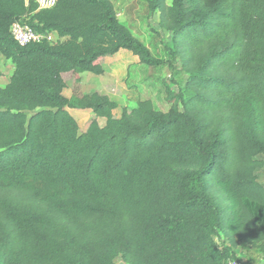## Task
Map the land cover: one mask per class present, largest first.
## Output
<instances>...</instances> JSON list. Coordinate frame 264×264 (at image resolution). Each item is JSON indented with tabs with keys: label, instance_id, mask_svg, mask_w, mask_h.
I'll list each match as a JSON object with an SVG mask.
<instances>
[{
	"label": "trees",
	"instance_id": "1",
	"mask_svg": "<svg viewBox=\"0 0 264 264\" xmlns=\"http://www.w3.org/2000/svg\"><path fill=\"white\" fill-rule=\"evenodd\" d=\"M147 7L171 35L163 58L112 0H0V55L14 66L0 87V264L264 255V0ZM15 21L57 40L20 46ZM126 59L185 74L177 92L166 86V111L109 92L71 97L69 81H106Z\"/></svg>",
	"mask_w": 264,
	"mask_h": 264
},
{
	"label": "rangeland",
	"instance_id": "2",
	"mask_svg": "<svg viewBox=\"0 0 264 264\" xmlns=\"http://www.w3.org/2000/svg\"><path fill=\"white\" fill-rule=\"evenodd\" d=\"M112 3L119 21L128 27L154 56L163 58L164 48L169 45L171 35L159 27L158 14L149 11L147 0H112ZM55 40L57 37L51 36V41ZM127 61L128 59L120 64L121 70L116 72L109 70L106 81H100L89 73H81L80 83L68 82L71 97L79 91L109 92L120 97L125 106L133 107L137 101L149 99L155 109L166 111L170 106L166 86L171 91L177 92L186 79L185 74H173L167 67L149 68L135 63L128 64ZM13 70L12 62L0 55V86L8 82ZM85 123L86 117L81 119L80 125L83 127ZM99 124L103 126L104 121L100 119ZM259 180L264 183V169L260 172ZM114 264L125 263L120 257H116Z\"/></svg>",
	"mask_w": 264,
	"mask_h": 264
},
{
	"label": "built area",
	"instance_id": "3",
	"mask_svg": "<svg viewBox=\"0 0 264 264\" xmlns=\"http://www.w3.org/2000/svg\"><path fill=\"white\" fill-rule=\"evenodd\" d=\"M57 0H34L37 9H49L56 4ZM10 34L14 41L20 45L24 46L29 43H39L42 40L51 41V35H44L36 32L28 24L22 23L20 21H15L10 27ZM228 264H241L237 261H229Z\"/></svg>",
	"mask_w": 264,
	"mask_h": 264
},
{
	"label": "crops",
	"instance_id": "4",
	"mask_svg": "<svg viewBox=\"0 0 264 264\" xmlns=\"http://www.w3.org/2000/svg\"><path fill=\"white\" fill-rule=\"evenodd\" d=\"M26 2H27V0H25ZM50 35L51 36H54L55 35V33H50ZM56 36V35H55ZM8 83V82H7ZM6 83V84H7ZM5 84V85H6ZM4 85V86H5ZM4 86H0V87H4ZM250 257L251 258H253V259H255V261H256V263L255 264H263V261H264V255L262 256V255H260V256H257L255 253H253L252 251H250L249 253H244V251H243V261L244 260H247V259H250Z\"/></svg>",
	"mask_w": 264,
	"mask_h": 264
}]
</instances>
